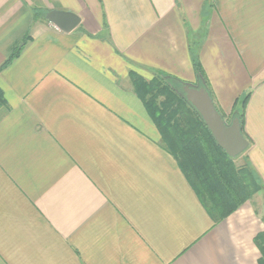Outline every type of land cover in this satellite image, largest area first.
<instances>
[{
    "label": "crops",
    "instance_id": "0c3cea01",
    "mask_svg": "<svg viewBox=\"0 0 264 264\" xmlns=\"http://www.w3.org/2000/svg\"><path fill=\"white\" fill-rule=\"evenodd\" d=\"M26 36L0 70V264H260L259 194L212 213L132 79L203 86L227 124L249 94L231 163L264 196V0H0V68Z\"/></svg>",
    "mask_w": 264,
    "mask_h": 264
},
{
    "label": "trees",
    "instance_id": "16d2710c",
    "mask_svg": "<svg viewBox=\"0 0 264 264\" xmlns=\"http://www.w3.org/2000/svg\"><path fill=\"white\" fill-rule=\"evenodd\" d=\"M28 41L29 36H26L0 70L19 55ZM193 66L196 74L201 76L197 61H193ZM132 80L136 93L156 121L163 147L181 164L184 157L186 175L196 189H202L203 195L206 193L211 212L215 215L219 212V217L224 219L245 201L244 183L254 179L253 172L247 169L235 171L232 160L217 147L198 113L185 100L182 91L185 84L164 76L145 81L133 75ZM248 95L242 98L239 110L234 113L240 128ZM256 244L262 256L260 264H264V233L257 236Z\"/></svg>",
    "mask_w": 264,
    "mask_h": 264
},
{
    "label": "water",
    "instance_id": "95a60500",
    "mask_svg": "<svg viewBox=\"0 0 264 264\" xmlns=\"http://www.w3.org/2000/svg\"><path fill=\"white\" fill-rule=\"evenodd\" d=\"M45 19L63 33L72 32L80 22L76 15L58 11L48 12ZM182 91L185 100L198 113L217 147L231 159L240 156L247 149L248 142L242 136L238 119L227 124L216 110L211 97L203 86L185 84L182 86Z\"/></svg>",
    "mask_w": 264,
    "mask_h": 264
},
{
    "label": "rangeland",
    "instance_id": "374dc122",
    "mask_svg": "<svg viewBox=\"0 0 264 264\" xmlns=\"http://www.w3.org/2000/svg\"><path fill=\"white\" fill-rule=\"evenodd\" d=\"M236 159H234V160H236ZM236 164L237 165H234V168L240 169V167H238V166H242V168H243V166L245 165V162L242 160V161H239V163H236ZM247 181H249V180H247ZM246 192H247V194L245 193V197H248V199H249V197H253L256 194L257 195L259 194V198L260 199H259V202L258 203H260V202L263 203L264 202V196L260 193V187L259 186L253 187L252 190L247 189Z\"/></svg>",
    "mask_w": 264,
    "mask_h": 264
}]
</instances>
